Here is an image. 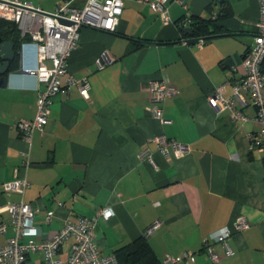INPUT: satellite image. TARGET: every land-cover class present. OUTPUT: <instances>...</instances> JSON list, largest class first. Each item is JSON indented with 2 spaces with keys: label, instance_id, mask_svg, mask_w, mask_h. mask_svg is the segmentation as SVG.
I'll return each mask as SVG.
<instances>
[{
  "label": "crops",
  "instance_id": "1",
  "mask_svg": "<svg viewBox=\"0 0 264 264\" xmlns=\"http://www.w3.org/2000/svg\"><path fill=\"white\" fill-rule=\"evenodd\" d=\"M26 1L54 12L63 0ZM219 1L169 0L166 20L144 2L123 0L116 31L81 28L68 71L88 78L89 97L65 85L52 97L44 130L30 141L14 122L34 119L45 85L30 72L39 66L37 46L24 40L12 62L19 70L21 61L24 72L9 73L0 86V205L28 202L38 239L52 237L68 219L96 217L95 240L107 256L159 222L148 240L162 261L190 251L194 264H264V152L254 144L260 123L217 111L209 101L225 85L224 96L238 110L256 114L249 94L240 88L235 97L234 91L245 78L242 60L257 32L260 1ZM225 3L231 15L221 17ZM191 17L213 20L222 31L203 44L187 43L197 38L182 31ZM156 81L178 90L159 104L162 119L152 112ZM160 136L189 152L165 156L155 142ZM23 178L30 181L24 194L4 191V183ZM102 208L114 214L98 216ZM241 217L250 225L238 231ZM223 228L232 231L228 244L235 254L215 242L212 259L205 241ZM13 234L9 228L0 241ZM71 243L59 252L64 261ZM43 258L31 254L26 264H43Z\"/></svg>",
  "mask_w": 264,
  "mask_h": 264
},
{
  "label": "built area",
  "instance_id": "2",
  "mask_svg": "<svg viewBox=\"0 0 264 264\" xmlns=\"http://www.w3.org/2000/svg\"><path fill=\"white\" fill-rule=\"evenodd\" d=\"M148 4L153 10L160 11L168 19L167 4L169 0H139ZM260 1V17L257 23V32L252 45L242 60L245 69V78L241 86H236L234 95L239 96L242 88L249 96L251 103L256 107V114L245 115L235 107L232 97H225V85L218 87L209 96L210 103L217 111L231 110L234 117L240 120H256L260 123V131L254 137V144L264 152V74L261 70L264 61V0ZM123 0H63L54 12H45L26 0H0V18L14 22L22 36L29 34L31 41L37 46L39 66L36 73L44 83L45 89L39 92L37 99V113L32 120H16V126L22 136L30 141L35 130L43 131L49 121L52 97L63 89L65 85L77 86L81 95L88 98L90 82L87 78L76 79L68 71L69 58L77 48L80 30L83 27H92L114 32L119 24L123 10ZM200 44H203L201 41ZM47 61L52 62L48 66ZM153 115L163 118V109L159 105L167 98L178 93L177 88L167 81L152 83ZM158 150L165 156L181 157L190 148L175 139L160 136L155 139ZM148 160L153 158L143 152ZM29 161H25V165ZM30 186L26 178L16 179L3 184V189L10 194L17 192L24 194ZM60 205L62 203L60 202ZM35 209L23 199L9 202L6 206L0 205V238L10 229L14 234L4 242L0 241V264H26L29 256L34 253L43 254V264H117L115 257L104 256L95 240L96 217H80L78 220H66L64 226L48 239H38L39 231L35 226ZM114 213L111 208H102L98 216L109 218ZM53 212H47L50 217ZM250 223L243 217L236 221V229L242 231ZM159 226L156 222L144 234L148 237ZM232 231L223 228L212 236L221 242L227 255H234L228 244ZM72 240L67 259L59 257L63 244ZM205 248L212 259L217 258L213 243L205 241ZM195 254L185 251L178 256H168L166 264H192Z\"/></svg>",
  "mask_w": 264,
  "mask_h": 264
},
{
  "label": "trees",
  "instance_id": "3",
  "mask_svg": "<svg viewBox=\"0 0 264 264\" xmlns=\"http://www.w3.org/2000/svg\"><path fill=\"white\" fill-rule=\"evenodd\" d=\"M229 15H231V9L225 3L223 5V10H222V13L220 16L224 17V16H229ZM184 19H187V18H184ZM190 28H191L192 33H193L192 35L197 36V38H199V40H201L202 42H206L208 40H211V38L215 37V35H217L218 33H220L222 31V28L220 25L215 23L213 20H210L208 18H203V17H198V18H194V19L191 17L190 18ZM181 29H183V28H181ZM182 31H183V34L185 37L189 36V34H191L190 32H185L184 30H182ZM0 35L3 37L4 40H11L15 43V50L17 52V56H19L18 52H19V48L21 47L22 42L24 40L30 39L29 34L22 36L20 29L18 28V26L14 22H11V21H8L5 19H1V18H0ZM201 41H198V42H201ZM135 45H137V44H135ZM247 52H248V50H247ZM16 65H17V63L16 64L14 63V66L11 64L10 71H13L14 69H16L17 68ZM261 70L264 74V61H263ZM215 242H219V241H217L215 239L212 240L214 249H215V244H214ZM222 246L224 247L223 244H222ZM224 249H225V247H224ZM100 251H101V254L104 255L102 253L101 249H100ZM204 251L207 252V249L205 248V246H204ZM225 252H226V250H225ZM104 256H107V255H104ZM108 256L115 257V261L117 264H166L164 262L165 260L162 261L157 257V255L155 254V252H154V250H153V248H152V246L148 240V237L144 233H143V235L137 237L136 239H134L130 243L125 244L124 246L117 248L115 250L114 254H111ZM229 256H231V255H229ZM181 263L185 264L183 262H181ZM177 264H180V263H177ZM192 264H194V262Z\"/></svg>",
  "mask_w": 264,
  "mask_h": 264
},
{
  "label": "water",
  "instance_id": "4",
  "mask_svg": "<svg viewBox=\"0 0 264 264\" xmlns=\"http://www.w3.org/2000/svg\"><path fill=\"white\" fill-rule=\"evenodd\" d=\"M220 4L224 3V0L219 1ZM185 32H190L191 35L192 30L190 27L184 29ZM199 41V38H190L187 39L186 42L190 44H195ZM17 56V52L15 50V43L11 40H4L0 35V86L5 82V77L9 75V73H22L24 72L23 63L20 61V69L10 71V67L12 62L15 60ZM228 63L230 66L232 65L231 60Z\"/></svg>",
  "mask_w": 264,
  "mask_h": 264
},
{
  "label": "rangeland",
  "instance_id": "5",
  "mask_svg": "<svg viewBox=\"0 0 264 264\" xmlns=\"http://www.w3.org/2000/svg\"><path fill=\"white\" fill-rule=\"evenodd\" d=\"M30 264H32V263L30 262Z\"/></svg>",
  "mask_w": 264,
  "mask_h": 264
}]
</instances>
